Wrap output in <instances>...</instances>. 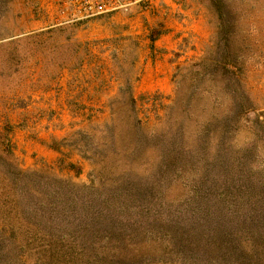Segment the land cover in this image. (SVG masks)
<instances>
[{
  "label": "rangeland",
  "instance_id": "374dc122",
  "mask_svg": "<svg viewBox=\"0 0 264 264\" xmlns=\"http://www.w3.org/2000/svg\"><path fill=\"white\" fill-rule=\"evenodd\" d=\"M221 1L248 58L251 111L230 126L218 159H197L210 150L191 137L193 156L168 173L121 176L124 163L98 173L63 143L107 121L118 86L141 79L146 63L164 66L157 86L170 93L150 91L156 85L147 76L132 93L150 127L159 124L177 66L202 58L217 30L210 1L151 0L55 26L53 0H0V134L10 128L11 161L28 174L33 222L51 234L22 242L0 219V264H221L220 253L202 247L205 240L237 246L240 264H264V0ZM156 33L157 45L149 40ZM168 35L176 41L171 50L163 45ZM171 240L181 243L172 247Z\"/></svg>",
  "mask_w": 264,
  "mask_h": 264
},
{
  "label": "trees",
  "instance_id": "16d2710c",
  "mask_svg": "<svg viewBox=\"0 0 264 264\" xmlns=\"http://www.w3.org/2000/svg\"><path fill=\"white\" fill-rule=\"evenodd\" d=\"M209 1L217 14V30L202 58L177 66L174 74V96L171 104L165 106L166 111L159 124L150 127L148 118L142 117L132 93L137 76L133 81L125 80L118 86L117 97L109 103L110 117L107 121L75 132L71 143L63 145L73 147L96 167L98 173H103L110 162L124 163L117 171V175L121 176L138 169L148 176L168 173L193 156L190 155L192 146L188 142L191 137L203 142L210 150L203 149L204 153L195 154L197 159H202L205 163L218 159L230 126L238 123V120L251 111V92L245 76L248 58L236 47L234 23L231 19L223 18V1ZM157 35L150 36V42ZM81 47L79 45L78 49ZM149 101L148 95L144 98V103ZM155 105V101L152 102V106ZM173 115L177 116L178 121L171 124ZM3 130L4 133L0 134L1 222L13 233L21 236L22 242L49 238L51 234L33 222L34 211L27 201L30 189L27 185L28 174L13 165V146L8 137L10 128L5 126ZM63 141L67 142V139ZM92 174L93 170L89 176ZM33 191L44 200L41 202L43 206L52 211L56 210L55 203L48 200V195L40 190ZM50 224H54L53 219ZM172 240L169 242L172 247L181 243L173 244ZM204 246H208V251L214 249L215 253H220L221 264L241 263L237 258V246L233 247V244L230 247L227 243L223 245L205 240L202 242V247ZM240 247L243 252L241 244Z\"/></svg>",
  "mask_w": 264,
  "mask_h": 264
},
{
  "label": "built area",
  "instance_id": "2783aa9c",
  "mask_svg": "<svg viewBox=\"0 0 264 264\" xmlns=\"http://www.w3.org/2000/svg\"><path fill=\"white\" fill-rule=\"evenodd\" d=\"M55 26L84 24L103 17L127 13L151 0H53Z\"/></svg>",
  "mask_w": 264,
  "mask_h": 264
},
{
  "label": "crops",
  "instance_id": "0c3cea01",
  "mask_svg": "<svg viewBox=\"0 0 264 264\" xmlns=\"http://www.w3.org/2000/svg\"><path fill=\"white\" fill-rule=\"evenodd\" d=\"M172 35H173V32H172ZM165 39H166L165 40V44H163L165 49L171 50V49H174L176 47V41L172 37H170L168 35L167 37H165ZM155 40L153 41V43H155V42L157 43V41H155ZM156 43H155V45H157ZM163 67L164 66H161V64L160 65H157V63H155V67H154V69H152L149 66V64L146 63L144 65V69H143L145 74L144 75H141V79L139 78L140 76H138V80L135 83H137L139 81V79L142 82L143 79L145 78V76H147L146 78H150L151 79L150 82H153L154 81V85H156L150 91H154L156 93H162L164 95L169 94L170 93V88L163 89L162 87H158L157 86V82H159L160 80H163V78L160 77V74L165 73V70H164ZM162 70H164V71H162ZM150 94H151V92H148V95H150Z\"/></svg>",
  "mask_w": 264,
  "mask_h": 264
}]
</instances>
